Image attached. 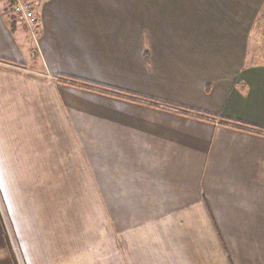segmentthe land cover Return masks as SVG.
I'll list each match as a JSON object with an SVG mask.
<instances>
[{
	"label": "crops",
	"instance_id": "1",
	"mask_svg": "<svg viewBox=\"0 0 264 264\" xmlns=\"http://www.w3.org/2000/svg\"><path fill=\"white\" fill-rule=\"evenodd\" d=\"M32 1L30 55L0 0V194L22 262L264 264L262 0ZM7 237L0 222V261Z\"/></svg>",
	"mask_w": 264,
	"mask_h": 264
},
{
	"label": "rangeland",
	"instance_id": "2",
	"mask_svg": "<svg viewBox=\"0 0 264 264\" xmlns=\"http://www.w3.org/2000/svg\"><path fill=\"white\" fill-rule=\"evenodd\" d=\"M2 2L4 3V5H6V3L2 0ZM261 4H259L257 6V17L255 19L254 22V26L250 32L249 35V46H251V44L253 43V41L256 39L257 41V45H256V54H254L253 56L251 55L250 58L254 59L257 62H261L264 61V0H262L260 2ZM15 25L16 28H21L24 37H22V41L23 43L28 47V49H30L31 47H33V43H34V39L33 37L30 35L29 29L26 27H23L22 24H20L19 22L15 21ZM36 29V27H35ZM34 29V31H35ZM36 34V33H35ZM20 36V35H19ZM32 49L29 51L30 55L32 54ZM254 50L251 49L249 51V53ZM32 57V56H31ZM6 207L2 201L1 198V194H0V222L3 224V226L6 229V233L8 232V234L10 235L9 238L10 241V251L8 252L9 255V259H2L3 261H0V264H24L22 262V259L20 257V251L19 248L17 246L16 243V238L14 236V233L12 231L11 228V218H9V215L7 214V210H5Z\"/></svg>",
	"mask_w": 264,
	"mask_h": 264
},
{
	"label": "built area",
	"instance_id": "3",
	"mask_svg": "<svg viewBox=\"0 0 264 264\" xmlns=\"http://www.w3.org/2000/svg\"><path fill=\"white\" fill-rule=\"evenodd\" d=\"M5 1V12L10 14L13 22L17 21L29 29L30 35L35 38V27L37 15L35 5L32 0H3Z\"/></svg>",
	"mask_w": 264,
	"mask_h": 264
}]
</instances>
